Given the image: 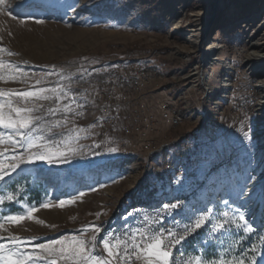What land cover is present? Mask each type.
<instances>
[{
  "label": "rangeland",
  "instance_id": "1",
  "mask_svg": "<svg viewBox=\"0 0 264 264\" xmlns=\"http://www.w3.org/2000/svg\"><path fill=\"white\" fill-rule=\"evenodd\" d=\"M8 5L0 11V48L14 55L0 59L33 78L0 82V89L31 90L43 75L42 86L69 92L61 107L70 104L72 111L50 115L55 103L41 102L38 114L52 130L37 134L67 159L36 160L0 181V217L39 209L31 220L6 224L0 243L15 236L31 250L90 236L81 229L95 224L101 228L96 252L106 256L102 238L127 239L149 228L179 232L204 214L209 221L172 249L173 264H191L197 256L264 264V215L259 223L245 218L251 234L232 223L222 233L213 230L224 213L229 221L247 213L236 193L252 177L254 151L264 140L254 133L256 78L241 63L242 22L264 0H5ZM194 14L201 18L194 29L207 25L204 46L222 47L208 67L204 53L188 44L185 30ZM199 65L198 78L186 79ZM167 110L181 111L185 120L168 122ZM57 121L64 122L53 126ZM169 156L175 169L166 173ZM15 175H21L15 187L7 186ZM60 200L75 202L58 208ZM171 204L177 208L168 211Z\"/></svg>",
  "mask_w": 264,
  "mask_h": 264
},
{
  "label": "snow or ice",
  "instance_id": "2",
  "mask_svg": "<svg viewBox=\"0 0 264 264\" xmlns=\"http://www.w3.org/2000/svg\"><path fill=\"white\" fill-rule=\"evenodd\" d=\"M4 5L5 0H0V11L6 12L11 5L7 7ZM3 53L9 56L14 55L0 48V54ZM31 78L33 77H30L28 72L0 59V82L27 84ZM46 80L47 77L43 75L35 78V85L40 87H33L31 90L0 89V148H3L0 151V181L16 172L21 165L31 164L36 160L54 163L58 159H67L65 150H62L60 146L54 147L45 143L43 135L37 134L52 130V126L43 123V115L38 114L44 108L41 102L55 103V108L47 109L50 115H54L57 111L64 113L72 111L70 104H64L61 107L62 101L71 99L69 92L61 87L42 86ZM63 122L57 121L53 126H58ZM245 135L247 136V133ZM76 138L78 139L79 136ZM61 143L71 147L68 141ZM34 149L36 151H33ZM248 179L251 177L238 186L239 190L236 195L237 197L247 195L246 203L260 209L264 215V187L261 188L259 195L256 194L255 187L251 193L246 194L244 189L247 187ZM84 195L81 192L76 200H80ZM6 199L13 201L14 197L9 195ZM74 202L60 200L55 206L63 208ZM3 203L4 199H0V204ZM51 206L48 203L40 205L42 208ZM176 208V204H171L167 210L171 211ZM38 210V208L29 207L18 215H3L0 217V230H4L6 224H16L24 219L31 220L33 213ZM96 215L99 217L100 213ZM128 215L132 216V213ZM192 219L193 222L179 232L169 229L162 232L158 228H149L131 231L127 239L102 238L103 253H106V256L96 252L97 234L101 232V228L95 224L86 225L81 229V233H93L90 236L79 235L54 239L48 243H40L31 250L22 246L25 243L22 239L10 236L6 243H0V264H173L175 258L172 249L178 248L190 235L200 230L209 221V216L201 214L198 218L193 217ZM229 223L235 224L245 234L253 232V228L245 220L244 215H238L236 219L229 221L228 213H224L223 219L214 225V232L222 233ZM0 239L4 238L0 237ZM260 239L264 242V236ZM191 264H246V262L243 259L236 261L218 259L208 262L197 256Z\"/></svg>",
  "mask_w": 264,
  "mask_h": 264
},
{
  "label": "bare ground",
  "instance_id": "3",
  "mask_svg": "<svg viewBox=\"0 0 264 264\" xmlns=\"http://www.w3.org/2000/svg\"><path fill=\"white\" fill-rule=\"evenodd\" d=\"M192 17L193 20H191L190 25H188L187 29L185 30V32L189 34L188 44L191 45L192 48L190 49V51L193 52L195 49H199L200 52L204 53V66L208 67L209 65H213L215 63H211L210 61H219V59L214 58V56L218 55L217 53H219V50L222 47H211L207 49L206 46H204V42H202L203 38L205 37V33L203 32L206 30L207 25H205L204 23L203 25H201V28L194 29L197 27L195 22L201 20V18L199 14H194L192 15ZM198 26H200V24ZM242 26L245 27L247 35L242 41L246 49L244 51L245 54L243 56L241 55V63L245 70L249 71L256 78V84L254 85V88L258 101L255 107V111L257 113V120L255 125L256 131L254 133L255 139L258 140L259 138L264 137V7L258 14H255L251 19L243 21ZM199 69L200 65L199 67H194L193 71L189 75V78L186 79H197ZM170 115L171 120L175 121L176 125H180V123L185 120L181 117L183 115H181L179 111H171ZM163 147H168V145H162L159 150L155 151L159 152L161 149H163ZM254 152V166L251 173L253 175L251 177V182L247 185L245 189V192L246 194L251 193L253 187H255L256 194L259 195L261 188L264 187V140L260 141L258 147L255 149ZM158 169L160 170L161 168L159 167ZM246 201L247 195L243 196L240 199V206L242 207L241 209L247 212L245 213V218L249 220L253 219V221L257 223L262 221L261 210L258 208H254L251 204L246 203Z\"/></svg>",
  "mask_w": 264,
  "mask_h": 264
},
{
  "label": "trees",
  "instance_id": "4",
  "mask_svg": "<svg viewBox=\"0 0 264 264\" xmlns=\"http://www.w3.org/2000/svg\"><path fill=\"white\" fill-rule=\"evenodd\" d=\"M180 113H181V111H179ZM167 160V162L170 164V170L169 171H165L166 173H171V172H173V170L175 169V164H174V162H173V160H174V158L172 157V156H169V158H167L166 159ZM160 163V162H159ZM164 163V162H163ZM162 163V164H163ZM21 178V175H15L13 178H11L8 182H7V186L9 185V184H11V187L13 186V187H15V182H17L19 179ZM29 178V177H28ZM30 179V178H29ZM149 183V181H148V179H147V181H145V184L146 183ZM39 183V182H38ZM147 183V184H148ZM40 184V183H39ZM10 187V188H11ZM156 190V189H155ZM153 192H155V191H153ZM139 200V199H138ZM138 202H140V201H138Z\"/></svg>",
  "mask_w": 264,
  "mask_h": 264
},
{
  "label": "built area",
  "instance_id": "5",
  "mask_svg": "<svg viewBox=\"0 0 264 264\" xmlns=\"http://www.w3.org/2000/svg\"><path fill=\"white\" fill-rule=\"evenodd\" d=\"M167 111H169V113H170V110H167ZM167 121H168V122H173V124H175V121H172V120H171V115L167 118ZM153 150H155V149H153ZM153 150H152V151H153Z\"/></svg>",
  "mask_w": 264,
  "mask_h": 264
}]
</instances>
